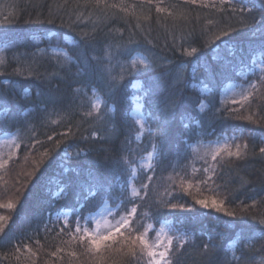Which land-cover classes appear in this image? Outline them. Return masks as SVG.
Here are the masks:
<instances>
[{
  "label": "trees",
  "instance_id": "16d2710c",
  "mask_svg": "<svg viewBox=\"0 0 264 264\" xmlns=\"http://www.w3.org/2000/svg\"><path fill=\"white\" fill-rule=\"evenodd\" d=\"M262 17L264 0H0V136L19 142L0 164V264H137L120 233L86 251L54 222L106 203L135 206L139 233L171 222V264H264V76L247 100L221 99L264 56ZM137 53L150 61L139 76ZM225 136L215 159L192 147ZM101 182L103 201L89 195Z\"/></svg>",
  "mask_w": 264,
  "mask_h": 264
},
{
  "label": "rangeland",
  "instance_id": "374dc122",
  "mask_svg": "<svg viewBox=\"0 0 264 264\" xmlns=\"http://www.w3.org/2000/svg\"><path fill=\"white\" fill-rule=\"evenodd\" d=\"M257 33H264V28L261 27L256 30ZM128 65L131 68V73H133L136 76L141 75L144 73L150 66V61H148V58L145 57L142 54H135L131 57V59L128 61ZM264 71V56L262 54L255 55L251 66L246 68L244 72L242 73L241 80L238 82H232L227 84L224 88H222L221 92V99L224 102L228 103H237L242 102L247 99L245 97L249 98L251 95L255 85L257 86V77ZM135 87L139 89L140 83L135 84ZM193 87L202 92V94H210L211 91L208 90L205 85H203L202 82L193 84ZM101 100L95 99V109H98L101 105ZM132 115L134 116L136 122L140 126L141 133H144L147 130L146 124V118L143 113V108L141 104V98H139V95L135 96L134 98V109L132 112ZM229 141H231V138L228 136L216 139L214 141L194 144L192 147L194 151L199 154L200 158H210L211 160L213 157L217 156L219 152H222L226 147L229 145ZM18 138L15 135H1L0 136V164L5 163V160L10 156L11 153H15L18 149ZM68 154H72L71 152H68ZM154 156L153 154H149L145 156L141 161L140 164L134 168L133 175L136 177V175L139 173V171L142 170H148L153 165ZM134 191H137V188L135 186V183H131V188ZM58 195L62 196L63 192L59 191ZM131 209V208H130ZM128 209V210H130ZM127 215L126 211L123 212H117L115 211V208L112 207L109 203L103 204L99 210L94 211V213L82 216L81 214H78L75 218L72 219L71 213L68 212H60L56 215V217L53 219L54 222L62 223L64 224V228L71 227L70 232L73 235L80 236V234L76 233L75 227H76V221H80V225L82 229L88 231L89 233L95 232L97 230V221L100 222V230L106 231V225L114 224L117 219L120 218V216ZM73 220V222L71 221ZM72 223V225H71ZM53 226L57 227L58 225L53 223ZM174 226L171 222L165 221L160 226L154 227L153 225H148L145 230V238L150 246L152 245H164L166 246L168 244V240L171 239L173 243V236L172 231ZM124 231V229H121V232ZM118 234V233H117ZM240 245V239H237L235 242H233L230 246V255L231 259H235L238 251V247ZM172 246V244H171ZM154 251H160L162 250L161 247L153 248Z\"/></svg>",
  "mask_w": 264,
  "mask_h": 264
},
{
  "label": "snow or ice",
  "instance_id": "6c2138e0",
  "mask_svg": "<svg viewBox=\"0 0 264 264\" xmlns=\"http://www.w3.org/2000/svg\"><path fill=\"white\" fill-rule=\"evenodd\" d=\"M157 10L159 11V9ZM262 20H264V17H262ZM262 28H264V25H262ZM224 34L227 35V33ZM194 51L195 49H193V52ZM262 76H264V71H262ZM253 87H255V85H253ZM245 99H247V97H245ZM260 152L264 153V147L260 148ZM231 154L232 153H230V155ZM235 154L239 155L240 153L239 151H237V153ZM213 159H215V156L213 157ZM205 171H207V169H205ZM148 179L151 180V177H149ZM211 179V176L207 177V180ZM203 182L206 183L207 181ZM110 187V184H108L107 182H101L96 186L95 191L89 192V195L93 198L98 197L101 201H103L104 197L109 194ZM145 187H147V185H145ZM195 204L200 205L203 208L209 207L208 202L203 199H196ZM211 206L216 211H221L223 204L222 202L218 203L216 199H212ZM83 207L84 205H81V208ZM173 207H176V205H173ZM180 207L184 208L185 206L181 204ZM188 210L190 211L191 209ZM125 211L127 212V215L120 216V218L117 219L114 224L106 225V231L100 230L99 221H97V230L92 233H89L88 231L82 229L80 221H76L75 231L76 233L80 234L79 238L81 242L87 241V244L85 245L86 251L94 250L98 252L100 251L102 246L110 249L111 245L107 242L114 240L117 233H120V235L123 236L124 245L128 248L127 255H130L132 258H134L137 261V264H171V261L169 259V253L171 251L172 244L171 239L168 240V244L166 246L155 244L150 246L145 238V234L139 233V229L132 222L131 217H134L136 215V207L134 206L130 210L125 208ZM226 214L232 215V213ZM262 223H264V221H262ZM121 229H125L127 235L121 232ZM156 247H161L162 250L154 251L153 248Z\"/></svg>",
  "mask_w": 264,
  "mask_h": 264
}]
</instances>
